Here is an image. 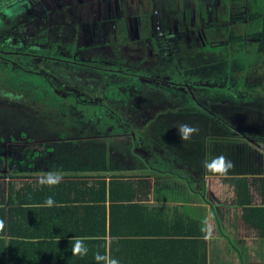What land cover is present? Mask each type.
I'll return each mask as SVG.
<instances>
[{"label":"crops","instance_id":"obj_1","mask_svg":"<svg viewBox=\"0 0 264 264\" xmlns=\"http://www.w3.org/2000/svg\"><path fill=\"white\" fill-rule=\"evenodd\" d=\"M71 108L86 114V122H92L96 112ZM104 110L121 125L130 123L132 115L142 120L135 108H126V119L117 108ZM200 110L167 109L164 116L151 117L156 129L164 125L161 137L156 129L155 138L135 136L133 155L124 154L128 139L91 138L85 128H64L66 132L56 136L44 133L30 145L35 156L23 150L28 141L18 143L23 153L10 151L0 170V209L6 225L3 264H97V253L119 264H264V122L244 123L243 128L218 117L222 125L181 141L174 126L184 118L191 124ZM52 120L63 125L65 119ZM150 120L137 128L145 129ZM92 144L105 146V163L96 169ZM221 154L234 164L229 174L207 172L205 159ZM48 171H61L63 182L40 186L39 174ZM115 178L140 182L132 187V202L143 207H123L108 198L104 204L93 202L92 183L104 180L108 190ZM49 196L58 206H42ZM156 205L163 210L162 219L177 226H167L161 218L157 222ZM95 222L105 223L104 235L91 228ZM73 237L87 238V255H72Z\"/></svg>","mask_w":264,"mask_h":264},{"label":"rangeland","instance_id":"obj_2","mask_svg":"<svg viewBox=\"0 0 264 264\" xmlns=\"http://www.w3.org/2000/svg\"><path fill=\"white\" fill-rule=\"evenodd\" d=\"M58 2L77 4L69 11L85 19L90 50L74 52L72 45L53 36L54 27L43 13L54 15L52 7ZM249 3L232 0L228 7L221 0H0V170L10 151L23 153L18 143L28 141L23 150L31 152L34 139L67 128L52 124V118L58 119L69 105L85 111L117 108L124 119L126 108H135L142 120L132 115L130 123L123 124L125 133L139 138L156 137L157 125L150 118L164 116L167 109L201 107L198 119L190 121L201 134L221 121L243 128L244 123L259 124L248 113L264 112V54L247 55L255 46L249 36L242 47L224 42L226 33L238 34L242 28L239 23L236 28L225 26L226 20L239 22L240 15L249 20ZM109 21L121 34L116 38L120 49L107 50L104 44ZM26 80H31L28 87ZM167 81L181 88L172 89ZM50 86L57 95L51 96ZM4 100L18 105L19 112L4 109ZM42 117L50 122L43 124L38 120ZM148 118L145 129L137 128Z\"/></svg>","mask_w":264,"mask_h":264},{"label":"trees","instance_id":"obj_3","mask_svg":"<svg viewBox=\"0 0 264 264\" xmlns=\"http://www.w3.org/2000/svg\"><path fill=\"white\" fill-rule=\"evenodd\" d=\"M78 1L81 2L82 0H78ZM186 1L188 3V0H185V2ZM221 2L224 5L229 7V2L232 3V0H221ZM249 2H250L249 9L252 13V17L250 16L251 18L248 20L245 18V16L240 15L239 17L240 18L243 17V18L239 22L237 21L236 23L227 19L225 26L230 25V27L236 28V24L239 23L238 25L242 26V28H241V32H239L238 34L236 33V34L230 35L226 33L227 34V35L225 34L226 40L224 42L225 43L235 42V43L240 44L239 46L241 45L243 46L246 36H249V38L253 40L254 42L253 44H255V46H253L252 49L249 50L251 51V53L247 52V55H251V54L255 55L258 53L264 54V0H249ZM74 5H77V4L63 5L60 2H58L56 7H52L53 10H56V13L54 15L52 14L48 15L47 13H43L44 18L48 23H51V25H53L54 29H52L53 31L52 34L61 43L72 45L74 52H81L87 49L90 50L91 44L88 40V34L86 35L83 30L84 25H85L84 24L85 19L82 18L79 12L71 13L73 12V8H75ZM66 11H69V13H67ZM228 13H231L230 10H228ZM239 17H237V20ZM49 18H51L52 21H48ZM108 28L110 30L107 33V35L104 36V39L107 40V42L104 41L105 42L104 44L106 45L107 50L120 49L119 48L120 40L117 41L116 38L120 37L121 34L119 35L117 33V29L114 28L113 24L110 21L108 22ZM213 29L214 31L216 30V28H213ZM119 31H122L120 27H119ZM80 60L83 62L85 59L83 57ZM42 79H45V81L49 84L46 77L45 78L43 77ZM157 82H160V81H157ZM163 82H166V81H163ZM30 83H31V80H26L24 82V85H27L28 87ZM231 83L234 84L233 82ZM167 84H169L170 88L172 89L181 88L179 87V84L177 85L172 82L170 83V81L169 82L167 81ZM200 88L208 89V90L212 89L209 87L208 88L200 87ZM212 90H219V88L214 87ZM44 91L47 92L46 90ZM230 91H232V89H229L228 91H225V92L228 93ZM50 92H51L52 97L53 95H57V92L52 87L50 88ZM256 96L259 97V95H256ZM238 100L239 99H236V101ZM1 104L3 105V107L4 106L7 107L4 109H11L17 113L19 112L17 109H15L18 105L9 104V102H7L6 100L2 101ZM74 106L75 105L64 106L65 110L58 114V117L60 120L65 119V121L67 122L65 123L67 128H69L70 130L71 129L77 130V128H80L83 130L85 128V130L90 133L91 138H102V139L120 138L121 139L122 137L123 139H128L129 144L124 146V149H125L124 154L126 155L127 152L130 153L131 155L136 154L134 150L135 145L132 142V138H135V136L131 133L130 135L129 132H128L129 136L123 135V133L126 132L125 130L126 128L124 127V125L120 124L121 121L115 115L103 109L102 111L100 110V111H96L93 113L92 122H86L85 120H83V116L86 114H83V112L81 114L76 112L74 109L71 108ZM249 111L251 112L248 114L251 117V119H253L252 120L253 122H258V121L264 122V112L261 113V111H256V110H251V109ZM255 112H256V115H254ZM90 114H92V111H90ZM61 127H63V125H61ZM165 128L167 127L165 126ZM156 130H157L156 131L157 135L161 137L160 134H162V131L164 130V125L160 124V126ZM104 148L105 146H100L99 144L91 145L90 154L92 155V162H91L92 169L98 168L101 162L105 163ZM121 148L123 149V146H121ZM32 152H33V155L35 156L36 154L34 151H31V152L27 151L26 153L30 154ZM137 183L139 184L140 182L132 181L130 179H125V178H118V179L115 178V179H111V181L108 182L109 188L108 190H106V187H107L106 182L104 180H96L92 183V194H93L92 199L95 200L93 202H98L97 204H104L106 202V199L108 198L109 202L120 203L123 205V207H131V208L143 207L141 205H137V203L132 202L134 199V197H132V187ZM155 208L156 210L154 211V213L153 212L152 213L157 218V222H159L160 221L159 219L161 218V221L163 224L166 225L168 223L167 226L170 225V227L177 226V223L175 222L173 223L171 221L167 222L166 217L165 219H162L161 214L163 213V210H160L162 209L160 205H156ZM2 218H3V210L0 209V219ZM158 225H160V223H158ZM111 226L112 225L108 227L109 234L113 233ZM91 228L97 229L96 231L101 229L102 231L101 233L103 235L105 234V223L98 224L95 222L91 225ZM203 230H204V227H203ZM162 233H166V232H162ZM185 233H193V232H185ZM172 234L177 236V233L174 231L172 232ZM3 235H4V230L0 231V264H3V259L1 257L2 253L4 252ZM202 235H203V232H202Z\"/></svg>","mask_w":264,"mask_h":264},{"label":"clouds","instance_id":"obj_4","mask_svg":"<svg viewBox=\"0 0 264 264\" xmlns=\"http://www.w3.org/2000/svg\"><path fill=\"white\" fill-rule=\"evenodd\" d=\"M10 95V94H9ZM179 138L181 141H190L193 136L199 134L198 126L189 123H179L176 126ZM205 170L213 175L226 176L229 174L231 169L234 167L233 162L225 155L221 154L218 156L205 159L202 165ZM64 175L61 171H48L39 174L37 183L40 186L55 187L62 183ZM44 207L58 206L53 197L49 196L42 205ZM5 222L0 219V231L5 228ZM86 237H73L72 243V255L85 256L88 254V247L86 245ZM97 264H119V261L108 255L97 253L95 256Z\"/></svg>","mask_w":264,"mask_h":264}]
</instances>
